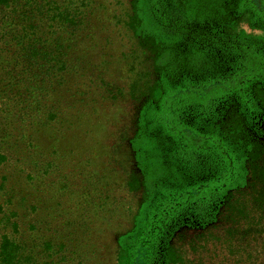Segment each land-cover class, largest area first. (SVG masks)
Here are the masks:
<instances>
[{
  "label": "trees",
  "instance_id": "1",
  "mask_svg": "<svg viewBox=\"0 0 264 264\" xmlns=\"http://www.w3.org/2000/svg\"><path fill=\"white\" fill-rule=\"evenodd\" d=\"M5 29L0 264H264V0H0ZM97 57L148 76L127 139Z\"/></svg>",
  "mask_w": 264,
  "mask_h": 264
},
{
  "label": "rangeland",
  "instance_id": "2",
  "mask_svg": "<svg viewBox=\"0 0 264 264\" xmlns=\"http://www.w3.org/2000/svg\"><path fill=\"white\" fill-rule=\"evenodd\" d=\"M127 2V1H125ZM10 31L5 29V30H0V43L2 41L1 37L2 36H6L7 33H9ZM133 47L136 49V51H141L139 45L135 42L133 44ZM142 53L140 52V58L144 59V57L141 55ZM107 59L105 57H97L96 59V63H97V71H98V78H97V88L93 87L92 89L89 88L88 90L91 91V93L89 95L94 96L97 95L98 92L101 94L102 98H104L107 102L111 103V101L113 102L114 105L113 109L116 113V115L122 118V124L123 127L121 128V133H123L124 138L127 139V136H129L132 131H133V126H134V122L136 118H133V114L138 109L140 108V105H138V103L140 101H142L141 99L143 98L142 96H137V94L135 96H133L132 93V89L130 88V92L128 90V83L130 82V84L133 82L134 83V88H137V90H141V92H148V87L145 86V84L143 86H139L138 83L140 84L141 78L143 79L144 83H146L148 81V76L146 77H142L143 75H141L140 77H134L133 74H127V72H124L123 70L121 71V68L119 66H114V69L112 72H108L107 69ZM147 70L145 69V67H142V72ZM144 74V73H142ZM192 75L196 77L194 71L192 70ZM57 76V75H54ZM109 76V77H108ZM199 76V75H198ZM197 76V77H198ZM55 78H53L52 82L54 84ZM142 81V82H143ZM52 84V85H53ZM132 85V84H131ZM130 94V95H129ZM135 97V98H132ZM103 106H108V105H102ZM258 107V105H257ZM187 117V118H184ZM184 120H187V124L191 125V126H196L199 127V129L201 131L204 132H208L210 131V126L212 124L213 126V113L211 114L210 118H204L203 116H201L199 113H194L192 114L190 111L184 113ZM210 133V132H209ZM212 133V132H211ZM44 143V141H43ZM43 146V152L47 153L51 150L50 148V142L46 141L45 144H42ZM202 156V155H201ZM32 159H35V156H33ZM32 161V160H30ZM200 163L197 167L196 170L199 169L201 167ZM206 165V164H204ZM32 168V167H31ZM239 169L242 168L238 167ZM204 171H197V177H200V180H197L196 183H200L199 181H203L204 179H206L210 173L211 175L213 174V169L212 166H210L209 164L205 166ZM206 173V174H204ZM20 176V174L15 175V177ZM38 176H42V172L41 169L38 172ZM32 180V179H31ZM36 180H23L22 178V182L25 185V188L27 191L34 193V190H32V187L34 185ZM6 182V181H5ZM2 182L1 187H0V202L4 200L5 198V185L6 183ZM237 183L240 184L242 183V181L239 179L237 180ZM30 200V198H29ZM138 200V199H137ZM136 201L133 200V202L131 204L134 205ZM7 209V208H6ZM21 212L23 211V208H20ZM42 218V217H41ZM117 231H121V228H119ZM110 246V243H109ZM89 262L86 263H80V262H75V264H96V262L92 261L91 259H88ZM102 261V260H101ZM112 262V261H111ZM110 261H108V264L111 263ZM101 264H106L105 262H102Z\"/></svg>",
  "mask_w": 264,
  "mask_h": 264
}]
</instances>
